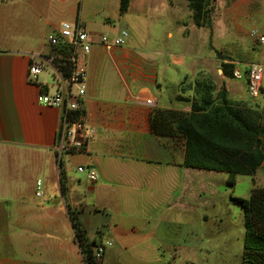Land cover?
Masks as SVG:
<instances>
[{
  "label": "crops",
  "instance_id": "0c3cea01",
  "mask_svg": "<svg viewBox=\"0 0 264 264\" xmlns=\"http://www.w3.org/2000/svg\"><path fill=\"white\" fill-rule=\"evenodd\" d=\"M178 3L130 0L121 14L120 0H0V264H85L69 210L88 241H112L99 264H124L132 255L136 264H155L169 246L159 242V224L202 216V169L184 164L186 137L177 128L191 111L180 96H191L202 57L171 47L172 27L183 23L175 19ZM242 3L231 1L227 12ZM65 20L95 35L125 28L128 37L111 50L94 43L79 54L87 67L81 104L88 138L58 158L62 111L37 96L62 84L51 68L52 79L42 72L32 79L28 70L32 55L52 53L47 35ZM233 79L221 76L230 99ZM38 179L42 197L35 195Z\"/></svg>",
  "mask_w": 264,
  "mask_h": 264
},
{
  "label": "rangeland",
  "instance_id": "374dc122",
  "mask_svg": "<svg viewBox=\"0 0 264 264\" xmlns=\"http://www.w3.org/2000/svg\"><path fill=\"white\" fill-rule=\"evenodd\" d=\"M231 1L236 3L239 0H215L211 26L205 27L196 25L187 0H176L177 5L182 3L175 19L180 17L183 23L178 27L176 22L172 27L175 36L171 47L175 51L200 55L202 73L210 75L218 86L221 84L223 59L234 60V66L242 71L250 63L262 65L260 94L256 97L248 94L243 75L233 79L237 86L231 100L257 109L264 126V45L257 36L251 35L252 31L264 34V0H246L247 3H242L238 10L228 13ZM104 15L103 12H91L89 17L100 22L105 20ZM49 72L47 69L42 75L52 79ZM254 187H264V162L253 176L236 175L234 183L229 182L226 172L202 169V216L192 213L185 222L159 224V242L169 246L165 247L168 254L162 251L165 256H160L161 260L155 264H165L166 258L170 260L169 264H241L245 218L242 207L233 197L248 198ZM184 242L189 247L183 248ZM128 257L124 264H136L134 255Z\"/></svg>",
  "mask_w": 264,
  "mask_h": 264
},
{
  "label": "trees",
  "instance_id": "16d2710c",
  "mask_svg": "<svg viewBox=\"0 0 264 264\" xmlns=\"http://www.w3.org/2000/svg\"><path fill=\"white\" fill-rule=\"evenodd\" d=\"M196 25L210 27L215 0H187ZM130 0H120L125 13ZM65 77L71 72L69 60L58 61ZM222 75L234 78V63L222 60ZM191 111L179 119L177 128L186 137V166L223 171L234 183L238 174L253 176L264 162V126L261 113L252 107L236 104L227 96L224 83L218 86L210 75L198 72L190 84ZM64 191L62 185V192ZM245 218V237L241 264H264V187H254L248 198L233 197ZM75 238L85 264H99L93 255L95 244L87 240L86 229L75 212L69 210Z\"/></svg>",
  "mask_w": 264,
  "mask_h": 264
},
{
  "label": "built area",
  "instance_id": "2783aa9c",
  "mask_svg": "<svg viewBox=\"0 0 264 264\" xmlns=\"http://www.w3.org/2000/svg\"><path fill=\"white\" fill-rule=\"evenodd\" d=\"M257 36L260 43L264 45V34L251 32ZM128 37V31L121 29L119 33L110 37L107 34H91L80 21H63L56 32L47 35V43L53 51L49 55H32V62L28 75L36 79L37 75L47 68L53 69L60 81L59 87L54 92L43 91L37 96L39 103L52 106L62 111L60 126L57 132V140L54 150L58 158L63 152L83 149L88 138L84 119V111L81 104L86 91L87 67L84 60L79 59V54H87L94 43L101 44L111 50L115 46L123 45ZM60 60H69L71 72L65 77L58 65ZM234 78H246L247 92L250 96L256 97L260 94L261 82L263 79V66L257 63H250L245 71L235 67ZM75 86V89H73ZM79 172H84L91 181L97 179V173L92 168L82 165L77 167ZM35 195L43 196L42 180H36ZM112 244L111 240L95 243L92 247L93 255L97 260L103 256L107 246Z\"/></svg>",
  "mask_w": 264,
  "mask_h": 264
}]
</instances>
